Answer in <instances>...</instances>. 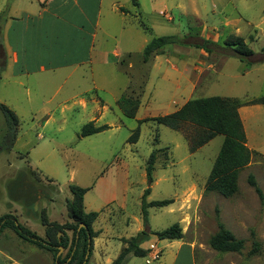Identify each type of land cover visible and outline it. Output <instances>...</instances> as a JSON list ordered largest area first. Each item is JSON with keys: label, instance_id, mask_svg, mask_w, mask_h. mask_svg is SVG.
<instances>
[{"label": "rangeland", "instance_id": "1", "mask_svg": "<svg viewBox=\"0 0 264 264\" xmlns=\"http://www.w3.org/2000/svg\"><path fill=\"white\" fill-rule=\"evenodd\" d=\"M79 1L92 19L91 25L86 26L91 29L90 35L75 28L76 23L84 21L81 7L72 13V21H50L46 14L38 29L33 27V21L15 14V7L32 8L28 0H0V103L19 118L15 134H9L0 109V216L12 212L44 237L41 212L60 223L71 221L66 200L72 199L70 185L76 184L89 188L84 196L86 210L100 211L94 229L105 228L109 235L130 238L147 227L156 232L180 220L186 238L197 240L198 264H264V105L241 107L247 144L256 154L240 170L239 189L232 197L205 188L224 140L222 134L192 151L190 146L199 138L201 128L186 123L173 130L151 119L140 122L172 113L194 97L220 95L248 100L263 96L264 0H139L152 35H146L135 24L123 31L122 25L131 18L111 9V0H103L95 38L93 18L98 0ZM117 6L132 9V1L118 0ZM66 7L71 12L72 5L66 3ZM9 23L12 30L6 38L4 31ZM231 33L244 37L256 53L250 58L253 65L249 71L243 70V63L233 51L218 47L210 53L194 46L169 45L148 62L136 51L144 35L148 39L168 34L192 35L217 41ZM39 34L45 45L51 40L52 45L60 48L67 63L82 60L95 39L92 61L38 70L36 66L41 62L38 56H32L35 54L31 47ZM8 42L14 46L17 43L18 49L22 47L24 57L19 49V63L10 58L6 63L3 49ZM115 46L123 56L132 50L133 58L127 56L123 64L118 63L111 53ZM99 51H108V58ZM125 93L140 97L135 117L124 115L116 103ZM91 120L111 128L80 137L82 126ZM138 126V141L129 143L128 137ZM155 148L159 150L150 185L146 164ZM250 174L254 175L261 195L250 184ZM102 175L106 177L103 182ZM18 177L25 190L36 191L40 196L37 207L18 201L21 207L12 211L8 188ZM149 186L148 201L174 202L149 207L146 226L141 203ZM115 195L116 201L106 206ZM47 197L54 200L52 215L45 207ZM219 221L245 240L240 252H219L209 245ZM9 233L13 235L12 231ZM67 233L70 237L73 234L71 230ZM104 240L97 241L99 247L95 248L94 238L88 264H103L107 257H118L123 248L121 240L107 237L108 246ZM17 241L26 247V264H55L52 252ZM145 242V246L156 243L163 248L169 240H159L152 233ZM255 243L259 246L252 253ZM104 249L106 254H100ZM67 250H60L61 257ZM168 254L165 249L160 260L150 264L167 263ZM185 257L181 256L180 264H187ZM132 259L130 264H145L146 257Z\"/></svg>", "mask_w": 264, "mask_h": 264}, {"label": "trees", "instance_id": "2", "mask_svg": "<svg viewBox=\"0 0 264 264\" xmlns=\"http://www.w3.org/2000/svg\"><path fill=\"white\" fill-rule=\"evenodd\" d=\"M131 1L136 9L133 13L135 22L146 34L152 35V28L143 18L139 0ZM121 10L126 11L124 8H121ZM1 18L2 14L0 15V22ZM175 44L194 46L210 53L216 47L231 50L243 63V70H247L253 65V61L250 58L256 54L244 37L234 33L227 34L217 41L192 35L168 34L150 38L143 48L142 59L144 62H148L153 55L161 54L166 46ZM124 62L125 59H122L121 63L123 64ZM116 103L124 115L135 117L141 100L136 95L125 93L117 99ZM251 104H264V95L248 100L220 95L200 96L190 98L172 113L146 118L140 122L151 119L173 130H179L186 123L201 128L202 133L199 138L190 146L192 151L208 143L216 135L222 134L224 140L207 178L205 188L207 191L217 192L224 197H232L239 189L238 178L240 170L247 166L254 154H256L247 144V134L239 112L241 106ZM0 109L6 118L8 133L14 135L19 124L18 116L4 103H0ZM109 128L110 125L108 124L98 125L95 120H91L82 126L79 136L92 135ZM139 136L140 127L138 126L132 131L127 141L136 143ZM158 150V148L153 149L146 164V175L150 185L153 181V171ZM249 182L261 195V189L253 174H250ZM22 185L21 178H16L8 188L10 197L16 201L23 202L25 205L33 206L37 200V192L25 190ZM88 190L89 188L87 187L76 184L70 185L72 199L66 200V207L71 221L64 223L51 221L45 211L41 212V222L45 226L44 237L22 224L18 217L12 213H5L0 216V232L4 228H9L23 241L52 252L55 264H88L94 248V238L99 234L93 228L99 211L87 212L85 210L84 196ZM150 192L151 186L145 189L141 203L142 217L146 226L148 225L149 207H162L174 202V199L148 201L147 197ZM81 224L84 225L81 226ZM69 230L73 232L71 237L67 233ZM152 233L158 239H180L184 236L183 228L179 222L156 232H151L147 227L130 238H123L124 247L112 264H124L130 254L146 256L149 249L143 248L141 244L148 240ZM244 244L245 240L237 237L221 221L218 222L216 232L209 239V245L219 252H240L244 248ZM60 246L68 249L64 257L58 255ZM258 246L255 243L252 253L258 249Z\"/></svg>", "mask_w": 264, "mask_h": 264}, {"label": "crops", "instance_id": "3", "mask_svg": "<svg viewBox=\"0 0 264 264\" xmlns=\"http://www.w3.org/2000/svg\"><path fill=\"white\" fill-rule=\"evenodd\" d=\"M28 2H30V4L32 5V8H29V7L17 8V7H15V14L20 16L21 19L24 18L26 21H33V27H36V28L38 27V29H40V23L42 22V20H44V16H46V14H48L50 21H52V20L53 21L60 20V22H64L66 20L72 21V13L75 12L79 7H81L80 12L83 14L84 21L82 24L76 23L75 28L80 30L83 34H86V35L91 34V29L86 28V26L91 25L92 19L89 18L88 12L84 8H82V6H80L79 0H35V1L28 0ZM66 3L69 5H72L71 12H69L68 8L66 7ZM102 3H103V0H98V5L96 7V15L93 18V19H95L94 23H93V33H92L93 38L96 37L97 30L100 26V17L102 15ZM117 3H118V0H111V9L119 12L124 17L131 18V20L129 19L128 23L122 25V30L123 31L130 30L131 26L134 24L138 28H140L138 26V24L135 22L134 17H133V13L136 10L135 7L132 5V9L124 8L122 6H117ZM121 8H124L126 11L121 10ZM140 9L142 11L141 3H140ZM12 17H14V16H10V18H12ZM11 30H12V23H9L6 25V28L4 31V37L9 38ZM35 31H37V30H35ZM14 35L16 38H18L17 35H19V34L15 33ZM146 35H148V34H146ZM149 40L150 39H148L144 35L140 39V42L138 44V47L136 48V51L142 53L144 46L147 44V42ZM16 41H18V40H16ZM32 41H33V43H32V47H31V52H32V54H35L32 56H35V58H36V56H38L39 62H41L39 65L36 66L38 70H44L47 68L52 69V68H57V67H64V66H67L71 63L74 64L76 62H78V63L91 62L92 61V54L95 51V42H94L95 39H94L93 42H91L88 45L87 50H86V55L84 56V58L82 60H80V59L75 60L74 59L75 62L67 63V60L62 59L63 55H62V52L60 51V48L52 45L51 40H48L49 44L45 45L44 40L42 39V37L39 34L38 41L37 40L35 41V39H33ZM38 45H40V46H38ZM17 46H18L17 43L14 46V45L10 44V42H8L7 47L5 49H3L5 56H6V63H8L7 62L8 58H10L12 60V62L15 64L20 62L19 52L20 51L22 52V47L19 48L20 49V51H19V49L16 48ZM26 51H27V49H24V52H26ZM108 53H109L108 51L107 52L106 51H99V54H101L102 56H104L106 58H108V55H109ZM111 53L115 57L114 60L117 61L118 63H120L122 59L127 60L126 59L127 56L129 58H133L132 50H128L126 52L125 56H123V55H121L118 46H115L112 49ZM21 56H22V58L24 57L23 52H22ZM130 64H131V62H130ZM249 70H250V68H249ZM249 70H246V71H249ZM251 105H257V104H251ZM260 105H264V104H260ZM244 106H246V105H244ZM241 107H243V106H241ZM241 107L239 108V112L242 109ZM241 116H242V113H241ZM104 124H106V123H104ZM98 125H101V124H98ZM104 131H106V130H104ZM101 132H103V131H101ZM98 133H100V132H98ZM100 178L102 179L101 180L102 182L106 180V177L103 175L100 176ZM49 181H50V183H54L51 180H49ZM41 194H43V193L41 192ZM8 195H9V193H8ZM39 198H40V196L37 195V200L34 203L35 207H37V203H38ZM9 200L10 201H8V203H9L10 207L13 208L12 211L21 207L20 202L12 199L10 197V195H9ZM115 201H116V195L114 197H112L108 202H106V206L110 205L111 203H114ZM45 207H46L47 211L49 210L51 212V215H52L53 214L52 211L54 209L53 198H48V200L46 201ZM85 210H86V207H85ZM35 211H36V208H35L34 212ZM87 212H90V211H87ZM10 213H12V212H10ZM99 215H100V211H99ZM99 215H98V217H99ZM49 219L51 221H56L53 219L52 216L49 217ZM179 222H180V220H179ZM22 224H24V223H22ZM7 229L12 231L13 235H11L9 233L10 231H7ZM94 230L99 232L98 236L95 237V246H96L95 248H97V246L99 247V245L97 244V241H99V240L103 241L104 240L103 236H106V239L104 240L105 246H108V243L106 242L107 237H108V238H117L118 240H121V243L124 247V243H123L122 239L127 238V237L119 236V235L118 236L109 235V234H107L105 228H98V229H94ZM139 231H141V230H139ZM183 233H184V236L180 239H168L169 242L163 248H158L156 243H151L149 246H145L146 242H143L141 244V246L145 249H149V252L147 253V255L144 256V257H146L145 264H150L153 260H157V259L160 260L165 249H167V253H169L168 255H165V259L167 258V256H169V260L167 263H165V262L162 263L163 261H161L160 264H180L179 260H180L182 255L186 256L185 258H186L187 264H198V259L196 256V242H197V240L187 239L185 230H183ZM16 238H17V240L23 241L20 237H18V235L13 230H11L9 228H4L0 232V264H26L24 262V258L27 255L26 247L24 245H21L16 240ZM159 240H162V239H159ZM23 242H26V241H23ZM184 249H187V252L184 253L183 252ZM121 250H122V248H121ZM97 254H98V252H97ZM100 254H102V255L106 254L105 249H104V251H101ZM132 256L136 257L135 255H132V254L128 255L124 264H130L133 260ZM94 259H95V257H94ZM115 259L116 258L113 259V258L107 257V259L105 260V262H103V264H112Z\"/></svg>", "mask_w": 264, "mask_h": 264}, {"label": "water", "instance_id": "4", "mask_svg": "<svg viewBox=\"0 0 264 264\" xmlns=\"http://www.w3.org/2000/svg\"><path fill=\"white\" fill-rule=\"evenodd\" d=\"M83 225H84V224H81V226H83ZM63 248H64L63 246H60V250L63 249ZM60 250H59V252H58V255H60V252H61ZM86 257H88V255H86Z\"/></svg>", "mask_w": 264, "mask_h": 264}]
</instances>
